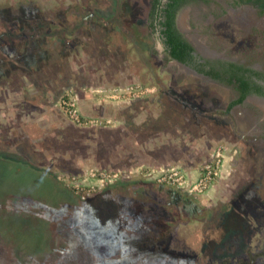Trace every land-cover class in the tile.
<instances>
[{"label": "rangeland", "instance_id": "1", "mask_svg": "<svg viewBox=\"0 0 264 264\" xmlns=\"http://www.w3.org/2000/svg\"><path fill=\"white\" fill-rule=\"evenodd\" d=\"M152 2L0 0V34L13 32L0 42V264H217L248 238L262 250L264 99L228 108L234 85L163 60ZM179 26L205 58L264 74V14L254 6L194 1ZM67 92L81 104L85 93L133 102L104 111L128 124L99 136L74 125L60 104ZM149 143L152 159L198 168L220 148L209 198L123 176L81 200L61 179L129 165Z\"/></svg>", "mask_w": 264, "mask_h": 264}, {"label": "trees", "instance_id": "2", "mask_svg": "<svg viewBox=\"0 0 264 264\" xmlns=\"http://www.w3.org/2000/svg\"><path fill=\"white\" fill-rule=\"evenodd\" d=\"M188 1L189 0H167L166 2H162V0H153L152 2V7L149 13V25L152 26L154 30L159 32V36H161L162 42L165 45L169 56L192 67L197 72L211 77L214 80L225 84L234 85V88L238 94L236 99L229 103L228 108L243 102V100L249 94L254 93L264 96V84H260L256 81V79H261L264 81V74L253 69L252 67L225 60L211 61L207 59L202 62L199 61L201 58L197 56V54H194V47L183 36V34L178 31L175 25V15L178 9ZM239 1L257 4L260 8V13L264 14V0ZM119 180L120 179H117L105 184L94 194H100L101 192L105 191L108 186H115L116 184L120 183ZM138 180L145 181L144 179H137V181ZM128 181L130 182V179H123L121 182L126 183ZM76 196L79 198L78 195ZM81 212L85 213L84 211ZM104 254L107 255L108 251H106ZM102 256L104 255L101 254L100 250V254L96 253L95 259L96 257L98 259ZM108 256L113 257L111 254L107 255L106 257L108 260H110ZM90 263L93 264L94 260Z\"/></svg>", "mask_w": 264, "mask_h": 264}, {"label": "built area", "instance_id": "3", "mask_svg": "<svg viewBox=\"0 0 264 264\" xmlns=\"http://www.w3.org/2000/svg\"><path fill=\"white\" fill-rule=\"evenodd\" d=\"M76 96L67 92L60 100L61 108L71 123L78 127L101 125L98 119H85L79 112ZM105 123H107L105 121ZM223 155L220 148L217 149L213 159L203 164L194 177H190L180 167L148 168L139 171L140 175L158 185L185 191L189 195H201L206 193L210 186L218 179L223 165ZM123 173L117 169L90 168L82 169L76 174L63 173L61 179L64 184L71 188L81 200H85L101 189L105 184L123 177Z\"/></svg>", "mask_w": 264, "mask_h": 264}, {"label": "crops", "instance_id": "4", "mask_svg": "<svg viewBox=\"0 0 264 264\" xmlns=\"http://www.w3.org/2000/svg\"><path fill=\"white\" fill-rule=\"evenodd\" d=\"M89 86H94V85H89ZM85 96L87 97V99H86L85 103L82 102L83 105L81 104L80 97H79V100H78L80 114L85 119L93 118V119H98V120L102 121L103 122V127H101L102 124L101 125L99 124V125H93V126H88V127H82L83 129H88V130L91 129V130H94V131L99 130L98 133H96V135L99 136L100 135L99 134L100 133V129H102V128L111 130L112 132H115L116 130H118V128H122L123 125L128 124V123L123 124V121H125L126 119H125V117L123 118V116H120V114H119V116H117L115 114H111V113L104 112V111L107 110V109L112 110L113 108H118V109H124L125 110L126 108H129L131 106V103H133V102L124 101L125 103H123L121 101H116V100L114 102V101H109V100H107L105 98H101V97L96 96V95H90L88 93H85ZM116 110L117 109H114V113L116 112ZM105 121L107 123H105ZM124 127H125V129L127 131L130 132V129H127L126 126H124ZM129 132H128V138L129 137H133L134 139H137L135 137L137 135V133H135L134 130L132 132H130V133ZM160 134L162 136L161 140L163 141L164 140V135L166 133L164 131H162ZM158 135H159V133H158ZM158 138H159V136H158ZM131 142H132L131 144L136 146V149H137L138 148V144H139L138 141L134 140V141H131ZM161 142L160 143L157 142L156 144L159 145V144H161ZM152 146H154V144H152V143H149L147 146L146 145L145 146L140 145L141 148L143 147L142 153L141 152L140 153L137 152L138 154H140V156L138 154H136V153H132V157H130V160H129L131 163L129 165H121V166L113 167V168H110V169H117V170L121 171L123 173L124 177L127 178V179H131L133 177H137L139 179L142 178L145 181L149 180L148 182L151 181L149 179V177L144 176V175H140L139 171H141L142 169H148V168H151V167H154V168L172 167V166L173 167H180L183 170H185L186 173L190 177H194L197 174V172L199 170L198 166L195 167V166L186 165V164H183V163H180V162L165 163L167 161H163L162 159H158V160L157 159H152L153 157L148 156L149 154H146L144 152L145 148H148V147L151 148ZM96 162H100V160H96ZM102 167H104V166H101L100 164H97V165H92L91 168H102ZM215 185L216 184H213L212 186H210V188L207 190L206 193L203 194V196L205 195V196H207L209 198L210 191L213 190V189L214 190L216 189V188H214ZM160 189H161V187H160ZM172 192H174V190ZM217 193H218V191H217Z\"/></svg>", "mask_w": 264, "mask_h": 264}, {"label": "flooded vegetation", "instance_id": "5", "mask_svg": "<svg viewBox=\"0 0 264 264\" xmlns=\"http://www.w3.org/2000/svg\"><path fill=\"white\" fill-rule=\"evenodd\" d=\"M166 1L167 0H162V2H166ZM194 1H200V0H193V1L192 0H189L188 2H186L182 6H180V8L178 9V11H177V13L175 15V25H176V28L178 29V31L181 32L183 34V36L194 47V49H195V53L194 54H197V56H199L201 58V59H199V61L202 62L204 60H207V58H205L202 54H200L197 51V48L194 46V44L192 43V41H190L188 39V36L183 32V30L179 26V18H180L181 11L185 7H187L188 5L192 4V2H194ZM241 3L242 4L252 5V6H254L260 12V8L258 7L257 4H253L252 2H244V1L243 2L241 1ZM3 35L12 36L13 35V32L1 33L0 34V42L3 41L2 40V36ZM17 35H18V37L21 36L20 34H17ZM159 35L160 34L158 32V38H159V40H160V42L162 44L163 52L165 53V58H163V60L168 59L169 61H175V62L178 63V60L177 59L172 58L171 56H169V54H168V52L166 50V47H165V45L162 42L161 36H159ZM208 60L214 61L213 59H208ZM188 67H190V66H188ZM190 68L193 69L192 67H190ZM197 73H199V72H197ZM200 74H202V73H200ZM202 75H204V74H202ZM205 76H207V75H205ZM256 81L258 83H260V84H264V81L261 80V79H256ZM252 95H254V96L258 97V98L264 99V96H262V95H258V94H254V93ZM161 188L163 190H168L165 186H161ZM251 241H252L251 238H248L246 240V243H242V241L240 240L239 241V244H238V248H237V250H235V252H233L231 254H224V256H221V258L216 259L215 260V263L218 261L217 264H264V259H263V257H264V245H263L262 250L259 252L258 249L253 246V244L251 243ZM210 261H211V264H213L212 262H214V261L213 260H210Z\"/></svg>", "mask_w": 264, "mask_h": 264}, {"label": "water", "instance_id": "6", "mask_svg": "<svg viewBox=\"0 0 264 264\" xmlns=\"http://www.w3.org/2000/svg\"><path fill=\"white\" fill-rule=\"evenodd\" d=\"M178 63H180V64H182V65H184V66H187V65H185L184 63H182V62H180V61H178ZM188 67V66H187ZM193 70V69H192ZM194 72H196L195 70H193ZM197 73V72H196Z\"/></svg>", "mask_w": 264, "mask_h": 264}, {"label": "bare ground", "instance_id": "7", "mask_svg": "<svg viewBox=\"0 0 264 264\" xmlns=\"http://www.w3.org/2000/svg\"><path fill=\"white\" fill-rule=\"evenodd\" d=\"M195 46V45H194Z\"/></svg>", "mask_w": 264, "mask_h": 264}]
</instances>
